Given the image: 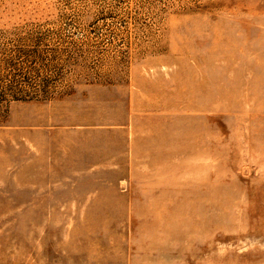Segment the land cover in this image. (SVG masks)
I'll return each mask as SVG.
<instances>
[{"label": "rangeland", "instance_id": "374dc122", "mask_svg": "<svg viewBox=\"0 0 264 264\" xmlns=\"http://www.w3.org/2000/svg\"><path fill=\"white\" fill-rule=\"evenodd\" d=\"M0 264H264V0H0Z\"/></svg>", "mask_w": 264, "mask_h": 264}]
</instances>
